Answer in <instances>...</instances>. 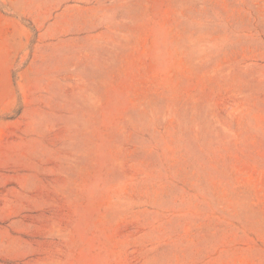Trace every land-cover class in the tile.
Wrapping results in <instances>:
<instances>
[{
    "label": "rangeland",
    "instance_id": "obj_1",
    "mask_svg": "<svg viewBox=\"0 0 264 264\" xmlns=\"http://www.w3.org/2000/svg\"><path fill=\"white\" fill-rule=\"evenodd\" d=\"M0 264H264V0H0Z\"/></svg>",
    "mask_w": 264,
    "mask_h": 264
}]
</instances>
